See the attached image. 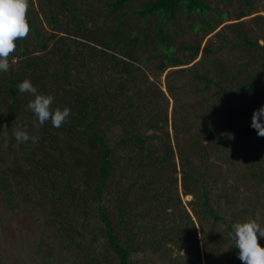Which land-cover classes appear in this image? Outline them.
<instances>
[{"label": "trees", "instance_id": "trees-1", "mask_svg": "<svg viewBox=\"0 0 264 264\" xmlns=\"http://www.w3.org/2000/svg\"><path fill=\"white\" fill-rule=\"evenodd\" d=\"M138 1L97 0V5L87 8L93 0L81 4L77 0H38L40 8L34 11L29 0L30 33L16 41L10 68L0 73V206L17 210L47 205L48 230L39 240L37 264L61 263L57 245L70 264H139L134 254L170 256L171 246L188 248L197 224L206 241L218 222L226 225L229 254L236 250L231 233L237 222L213 206L211 194L215 187L219 201L230 205L234 203L230 192L248 180L238 179L240 185L230 187L227 179L221 182L213 177L208 185L207 180L201 182L205 176L194 160L207 166L208 145H217L212 139L215 131L259 137L251 122L253 112L264 106V15L252 18L249 25L241 19L259 11L260 3L264 9V0H144L132 7ZM217 2H224L226 9L218 8ZM233 5H237L234 14L239 21L228 24V32H216L217 41L207 39L204 45L201 39L179 41L189 30L195 36L214 33ZM147 49L152 53L141 59L140 53ZM222 51L232 57L240 54L229 63L220 55ZM16 57L22 58L15 66ZM193 61L191 68L183 67ZM54 63L57 68L51 72ZM146 65L154 69L156 78L169 67H180L169 75L166 87L171 94L181 88L178 82L185 76L197 83L199 92L219 88L214 105L206 108L199 100L192 119L175 117V135L185 133L188 145L177 142L174 146L169 138L163 156L146 149L147 130L168 124L166 92L159 87L157 92L148 91L149 79L142 70ZM25 79L31 80L39 94L54 98L53 110L71 109L60 128L51 121L34 127L36 117L27 108L34 95L20 93L17 87ZM117 124H123L124 133L112 146L106 136ZM15 130L37 136L38 142H17ZM123 147L125 153L134 155L128 157ZM175 155L184 167L182 193L199 195L202 202L190 201L196 219L184 209L179 190L161 189L178 181L160 176L161 171L171 172ZM118 169V191L110 197L121 218L115 226L105 198ZM239 177L264 179V173L252 165ZM262 196L254 193L249 201L253 212L260 207L264 217ZM128 216L137 219L126 221ZM194 243L198 245V240ZM259 243L264 246V237H259ZM205 250L210 264L208 246Z\"/></svg>", "mask_w": 264, "mask_h": 264}, {"label": "rangeland", "instance_id": "rangeland-1", "mask_svg": "<svg viewBox=\"0 0 264 264\" xmlns=\"http://www.w3.org/2000/svg\"><path fill=\"white\" fill-rule=\"evenodd\" d=\"M29 1V0H28ZM34 3V11L39 10L40 5L38 0H32ZM80 4L82 1L88 2L90 0H77ZM140 1L134 2L132 7H136ZM214 1V0H212ZM224 2L221 4L219 2L216 3L218 8L221 10L226 9L223 5ZM97 5V0H93V3H88L85 5L87 7ZM89 6V7H90ZM236 6L233 5L228 7L227 9L230 10L229 16L225 17L222 20V23L219 24L216 31L212 34L204 36L203 32H199L197 36H195L194 31L189 30L185 34H181L180 42L183 40L185 42H191L193 39H201L203 45L206 43L207 39H213L217 41L215 37V33L223 30L228 32L229 29L227 28L228 24H233L238 22V18L234 14L236 12ZM87 7V8H89ZM264 15V9L260 3L259 11H252L251 14L246 15L241 20L245 22L247 25L251 24V19L258 16ZM39 16L42 18L44 22V29L46 31L49 30L47 26L46 19L44 14L40 13ZM135 33V32H133ZM149 49L147 51L140 53L139 57L146 58L150 55ZM240 54V53H239ZM239 54L234 53L232 57V53L222 51L220 55L227 59L229 63L234 60V57L239 56ZM186 56V55H185ZM184 56V58H185ZM202 56L200 55L198 59ZM22 57H16L13 60V64L16 66L20 62ZM187 59V58H185ZM197 59V60H198ZM55 62V61H54ZM76 63L77 60L72 61L71 66L74 67L73 72L76 70ZM195 63V61L189 63L188 65H184L183 67H189ZM142 64V63H140ZM79 65V64H77ZM57 68V64L54 63L53 67L51 68V72H54ZM180 67H169L165 72H163L159 77H154L153 71L154 69L148 68L147 65L144 66L142 69L145 71L146 76H148L149 81L147 82L150 86L148 90L150 93L151 91L157 92L158 87L162 88L166 92V98L168 101V124H164L161 128H153L147 130V141H146V149L147 150H154L153 155L156 156L155 151L162 156L165 154L164 144L167 145L169 143V138L172 140L174 146L175 143L180 142L181 146H187L188 142H186V134L180 133L179 137L175 135V129L173 127V122L176 116L181 117V119H185V117H189L192 119L193 110L195 107L199 109V100L203 101L205 107L207 108L210 105H214L216 99L219 97V88L214 86V88L205 89L201 92L196 90L197 83L192 82L189 76H185L184 78L180 79L178 84L181 86L177 91L175 90L174 93H170L167 91V82L169 80L170 73L175 69ZM82 70V68H79ZM81 76H84V72L79 73ZM200 85V84H199ZM230 85V82L228 83ZM201 86V85H200ZM216 92V95H214ZM251 96V95H250ZM250 96H245V100H249ZM163 97V96H162ZM165 100V98L163 97ZM230 106V103H227ZM22 105V104H21ZM166 105V104H165ZM195 112V111H194ZM165 114L162 112L161 116ZM160 116V117H161ZM159 117V118H160ZM263 120V119H262ZM224 121H227V117L224 118ZM186 124H181V126ZM193 134L197 133V129H193L191 131ZM124 133V126L123 124H117L112 127L110 131H108V135L106 136L108 143L112 146H116L118 142L123 137ZM170 137H169V135ZM232 135L234 138H229V135ZM243 133L235 132V131H225L217 132L212 135V139H214L213 144H209V154L207 161V166L199 161L198 158H195L194 164H196L201 171L205 179L207 180L208 185H211L210 181L213 177H219L220 181L222 182L224 179H227L228 186H238L239 180H248L245 184H242L238 190L234 193H231L230 201H234L232 204H227V202L219 201L220 194L218 193V189L215 187L213 188L211 194V202H213V206H216V209L226 215L229 220H234L236 222H245L248 220H256L261 226L264 227V217L262 216V209L260 207L256 208L255 212H253V206L250 204L249 197L254 196V193L263 195L264 200V179L258 177H249L248 179H242L239 176L244 175L248 172V167L255 166L258 168L259 172L262 171L264 173V139L259 137H247L245 138ZM226 137V141L224 139L220 141L222 138ZM206 144V143H204ZM132 148V146H130ZM146 150V151H147ZM126 152V148L123 147V153ZM127 156L134 155L132 152L125 153ZM128 156V157H129ZM125 157V155H124ZM126 158V157H125ZM173 169L170 173L161 171L162 174L160 175L163 179L170 181L171 179L174 180L175 178L178 179L177 183L172 184L170 187L161 188L166 191L168 189H172L173 191L179 190L182 194V202L184 209L188 213H191L194 219L196 216L193 211V205L191 202H201L200 196L198 197L195 194H183V169L182 161L178 155H175L172 158ZM169 167V166H168ZM167 167V168H168ZM121 177V170L118 169L115 172V176L110 179V184H112L111 188L109 189L107 198H105V203L110 205L111 214L114 219L115 226H119L120 216L118 213L112 208V201L110 199L111 196H114L118 191V184L120 182L119 178ZM239 179V180H238ZM165 182V181H164ZM140 185V184H138ZM137 185V186H138ZM159 186V185H158ZM233 188V187H232ZM232 191V190H231ZM199 194V193H198ZM162 196V198H164ZM220 197V198H219ZM161 200V197L160 199ZM158 202V200H156ZM37 203V202H36ZM38 205V203H37ZM195 205V204H194ZM37 207V206H36ZM155 215V214H153ZM46 217H47V205H40L38 208L30 209V208H19L17 210H10L8 208L0 206V251L2 254L3 264H37L40 260L39 256L36 253L38 249L39 240L43 232L47 229L46 224ZM129 219L134 221L137 219V216H129L126 218V221ZM210 222L207 224L211 227L214 221V218L211 217ZM132 223V224H133ZM132 224H130L132 226ZM196 227V235L192 238V242L190 241L189 246L187 249L178 250L175 246H171L172 254L170 256L163 255L158 256L154 254H146L138 253V255L134 254V258L139 257L140 261L139 264H144V261H147L149 264H209L206 255L207 251L205 250L206 246H208V253L211 255L210 257V264H243V262L239 259V248L236 247V250L233 254H229L228 252V242L226 238L229 236L226 233V225L224 223L218 222L216 224L215 229H212V233L210 237L205 241L203 239V229L200 224H197ZM119 228V227H118ZM209 228V227H207ZM120 230V228H119ZM208 231V230H207ZM123 239V238H122ZM198 240V245L194 243V240ZM57 249L59 251V260L61 263L59 264H70L64 260L65 255L61 251L62 248L60 245H57ZM170 252V251H169ZM138 259V258H137Z\"/></svg>", "mask_w": 264, "mask_h": 264}, {"label": "clouds", "instance_id": "clouds-1", "mask_svg": "<svg viewBox=\"0 0 264 264\" xmlns=\"http://www.w3.org/2000/svg\"><path fill=\"white\" fill-rule=\"evenodd\" d=\"M28 0H0V73L10 68L9 57L15 53L16 41L26 38L30 33V24L27 17ZM20 93L33 94L27 108L36 119L34 127L39 128L45 122L60 128L71 115V109L57 107L53 110L54 98L51 95L39 94L30 79H25L17 85ZM264 106L255 110L252 115L251 126L257 131L259 137H264ZM7 126H5L6 128ZM17 142H38L37 136H30L27 131L15 130ZM229 138H234L231 134ZM198 227V226H197ZM231 239L235 247L239 248V259L243 264H264V246L259 243V237H264V227L256 220L237 222L232 225Z\"/></svg>", "mask_w": 264, "mask_h": 264}]
</instances>
